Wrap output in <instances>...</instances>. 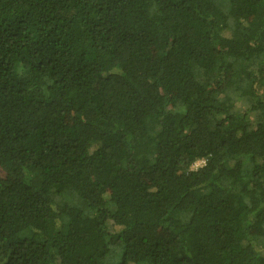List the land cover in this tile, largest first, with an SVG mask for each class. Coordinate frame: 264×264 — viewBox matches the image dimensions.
<instances>
[{
  "label": "trees",
  "instance_id": "1",
  "mask_svg": "<svg viewBox=\"0 0 264 264\" xmlns=\"http://www.w3.org/2000/svg\"><path fill=\"white\" fill-rule=\"evenodd\" d=\"M116 258L264 264V0H0V264Z\"/></svg>",
  "mask_w": 264,
  "mask_h": 264
},
{
  "label": "rangeland",
  "instance_id": "2",
  "mask_svg": "<svg viewBox=\"0 0 264 264\" xmlns=\"http://www.w3.org/2000/svg\"><path fill=\"white\" fill-rule=\"evenodd\" d=\"M151 121H152V122H151ZM151 121H150V125H151L152 129H153L154 131H156L157 129H159V124L156 122V120L153 119V120H151ZM204 163H205L204 160H202V159H201V160H198V161H196V162L193 164V168H198V167L202 166ZM117 252H118V248L115 250L114 253L117 254ZM116 254H114V256H115ZM110 264H119V260H118V258H116L115 260L111 261Z\"/></svg>",
  "mask_w": 264,
  "mask_h": 264
}]
</instances>
